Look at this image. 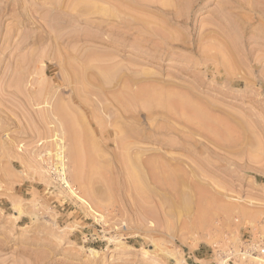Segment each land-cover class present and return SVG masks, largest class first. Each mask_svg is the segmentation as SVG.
Returning <instances> with one entry per match:
<instances>
[{
  "label": "rangeland",
  "instance_id": "374dc122",
  "mask_svg": "<svg viewBox=\"0 0 264 264\" xmlns=\"http://www.w3.org/2000/svg\"><path fill=\"white\" fill-rule=\"evenodd\" d=\"M0 97V264H264V0H0Z\"/></svg>",
  "mask_w": 264,
  "mask_h": 264
},
{
  "label": "bare ground",
  "instance_id": "6f19581e",
  "mask_svg": "<svg viewBox=\"0 0 264 264\" xmlns=\"http://www.w3.org/2000/svg\"><path fill=\"white\" fill-rule=\"evenodd\" d=\"M159 30V29H158ZM157 30V31H158ZM124 31V30H123ZM165 33V32H164ZM163 37V36H162ZM148 38V37H147ZM139 40V39H138ZM155 42V41H154ZM156 43V42H155ZM93 54V53H92ZM87 55V54H86ZM90 55V54H89ZM88 55V56H89ZM96 55V54H95ZM94 55V56H95ZM73 56V55H72ZM87 56V57H88ZM88 60V59H87ZM84 61V60H83ZM61 64V63H60ZM73 66V64H72ZM90 69V68H89ZM84 71V70H83ZM75 72V71H74ZM78 72V71H77ZM85 72V71H84ZM84 74V73H83ZM109 74V73H108ZM107 77V76H106ZM68 78V77H67ZM69 80V79H68ZM143 85V84H141ZM23 93V92H22ZM122 93V92H121ZM4 94V93H3ZM140 96V97H143L144 95H149V94H143L142 92L138 93L137 95L135 94L134 96ZM166 95V94H165ZM7 96V95H6ZM149 97V96H148ZM156 97V96H154ZM159 97V96H157ZM145 99V98H144ZM149 99V98H148ZM1 102H4V98L0 97V103ZM48 102V101H47ZM46 102V104H48ZM50 104V103H49ZM185 104V102L183 100H180L179 102H175V101H170L169 98L166 97V99L164 97H160L158 99H151V100H148V103H147V109L148 110H153L155 109L156 107H161L163 109H165L166 111L168 112H173V111H176L178 110V107H179V110L180 108H183V105ZM6 104H4L1 108V112H5V106ZM50 106V105H49ZM140 108V107H139ZM50 109V108H49ZM48 111V110H47ZM189 111V110H187ZM191 112V111H189ZM49 113V112H48ZM50 114L54 117V120L56 121L57 125L59 126L60 128V133H61V136L60 138H58L59 140V144H58V147H59V150H58V160H59V173L61 174L60 176H62L64 179V181L67 183V185H70L69 184V180H68V176H67V170H69V172L71 171L75 161H76V155H75V152H74V149L70 146L67 145V141L71 140V127H70V123H69V120L67 118V116L65 115L64 111L62 110L61 107H57V109L55 110H52L50 111ZM103 114V113H102ZM210 114V113H209ZM217 116V115H216ZM199 118V117H198ZM223 121L225 122L226 120H224V118H222ZM204 120V119H203ZM221 120V119H220ZM198 123V125H201V126H204V123L203 121L201 120H198L196 121ZM219 122V121H218ZM227 122V121H226ZM55 123V122H54ZM210 124V123H209ZM206 125V124H205ZM232 125V124H231ZM213 126V124H212ZM215 127V126H213ZM212 127V128H213ZM225 129H226V133H227V136L228 138L232 135V134H236L234 132H232L233 130L229 129L228 127H225V125L223 126ZM48 128V127H47ZM53 128V127H52ZM216 128V127H215ZM232 128V127H231ZM219 131V128L218 130ZM54 133H55V130H54ZM221 134V132H219ZM218 132H216L214 130L213 132V136L216 138H220L222 135H220ZM210 134V133H209ZM67 135H69V137H67ZM240 135V134H239ZM59 136V134H58ZM236 137V135H235ZM122 142V141H121ZM122 144V143H121ZM77 149V148H76ZM135 149V148H134ZM128 152V149L126 150ZM128 156V153H126ZM142 158V157H141ZM66 159H68V161H66ZM130 159V158H129ZM128 159V160H129ZM144 159V158H143ZM85 160V159H84ZM91 161V160H90ZM159 161V160H158ZM78 162V161H77ZM84 162V161H83ZM145 163V165L147 166V169L148 171L150 172L149 174L152 175L153 179L158 183V184H161L163 186H173L175 187L176 186V183L175 181L173 180V177H172V173L167 171L166 169H161V171L164 173V174H158L157 173V169H158V165L155 164V162H151V161H146L144 159L143 161V164ZM160 163V162H159ZM133 164L135 166V168H137L136 170H140L139 169V165H138V162H135V160L133 161ZM162 165V164H161ZM173 166V165H172ZM179 166V165H178ZM130 168L133 169V167L131 166ZM174 168V166H173ZM91 169V168H90ZM128 170V169H127ZM131 170V169H130ZM180 170V169H178ZM182 170V169H181ZM180 170V172H181ZM166 172H167V175H166ZM138 174V173H137ZM135 173V170H133V172L131 173V176H132V179L134 181H136V179H138V177L143 181L145 179L144 175L142 173H140L139 175H137ZM186 174V173H184ZM150 175V177H151ZM151 177V179H152ZM152 185V184H151ZM198 188V187H197ZM201 188V187H200ZM199 188V189H200ZM202 189V188H201ZM198 191V190H197ZM193 192V191H192ZM200 192V191H198ZM203 192V191H202ZM199 195V193H198ZM199 197V196H198ZM203 197V196H202ZM198 201V200H197ZM199 202V201H198ZM197 202V204H198ZM196 209H198L196 207ZM197 211V210H196ZM192 221V220H191ZM194 221V220H193Z\"/></svg>",
  "mask_w": 264,
  "mask_h": 264
},
{
  "label": "built area",
  "instance_id": "2783aa9c",
  "mask_svg": "<svg viewBox=\"0 0 264 264\" xmlns=\"http://www.w3.org/2000/svg\"><path fill=\"white\" fill-rule=\"evenodd\" d=\"M263 247H264V244H263ZM261 252L264 253V248L263 249L261 248Z\"/></svg>",
  "mask_w": 264,
  "mask_h": 264
}]
</instances>
